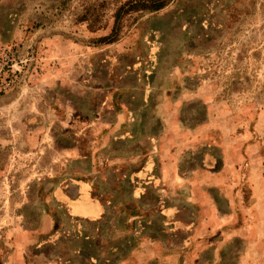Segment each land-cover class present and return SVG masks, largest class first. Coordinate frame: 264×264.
Here are the masks:
<instances>
[{
    "label": "rangeland",
    "instance_id": "obj_1",
    "mask_svg": "<svg viewBox=\"0 0 264 264\" xmlns=\"http://www.w3.org/2000/svg\"><path fill=\"white\" fill-rule=\"evenodd\" d=\"M126 1L0 0V264H264V0Z\"/></svg>",
    "mask_w": 264,
    "mask_h": 264
},
{
    "label": "crops",
    "instance_id": "obj_2",
    "mask_svg": "<svg viewBox=\"0 0 264 264\" xmlns=\"http://www.w3.org/2000/svg\"><path fill=\"white\" fill-rule=\"evenodd\" d=\"M147 154V153H146ZM158 158H160L159 156L161 155L160 152H158ZM147 157H144V159H146ZM164 158V157H163ZM167 160L169 161L168 164H172L171 166V171H164L162 170L161 175L164 177V179H166L165 176H171L173 179L175 180H180V173H178L177 170H175V156L174 154H171V151H169V156H167ZM157 184V183H156ZM155 184V185H156ZM176 184V183H175ZM149 185L148 182L145 184V186ZM159 185V183H158ZM157 186V185H156ZM92 185L89 183H85V182H79L76 186H75V190L72 196H68V195H63V199L59 202L60 204H63V206H65V208L67 209L68 213L70 216L73 217H82L85 219H96V218H100L102 215L105 214V211L107 209L108 203L105 202L104 200H102L100 197L97 196H93L92 195ZM161 187L163 188V186L161 185ZM196 208H204L202 206H196ZM212 210V209H211ZM212 215H215L217 217H221V214L218 212V210H212ZM169 219L168 218V222L167 224H169ZM217 222L213 217H208L207 219H203V218H199L197 219V217L195 218V220L193 221V223L190 226L191 232L195 231L196 229H209L212 228L211 224ZM173 223V221L171 222ZM176 224V223H175ZM185 225L186 224H181L180 222L178 224H176L175 226V230L174 231H178L180 229H185ZM44 231V230H42ZM139 242L136 246H134L132 248V250L130 251V256L128 255V257L123 258L120 261V264H138L140 258H144L146 261V263H151V258L155 259V257L157 255L155 254H159L158 251H156V247H158L159 242L158 239H156L155 237H152L151 235L147 234V233H140L139 234ZM151 249V252H148V250ZM154 252V255H152ZM164 252V251H162ZM20 255H22L21 251L18 250V253L16 255L17 258V262L20 259ZM131 258H134L132 263L129 262ZM8 260V259H7ZM3 261L2 264H10L11 262L8 261ZM160 263H169V260H171V254L170 251H166L165 253H161L160 256ZM149 261V262H148ZM145 263V264H146Z\"/></svg>",
    "mask_w": 264,
    "mask_h": 264
},
{
    "label": "trees",
    "instance_id": "obj_3",
    "mask_svg": "<svg viewBox=\"0 0 264 264\" xmlns=\"http://www.w3.org/2000/svg\"><path fill=\"white\" fill-rule=\"evenodd\" d=\"M170 0H128L115 12V21L113 25V32L117 30V19L123 13H129L136 10H158L164 7Z\"/></svg>",
    "mask_w": 264,
    "mask_h": 264
}]
</instances>
